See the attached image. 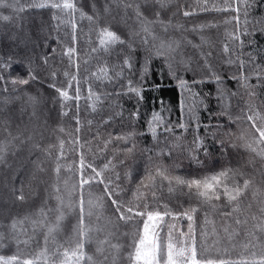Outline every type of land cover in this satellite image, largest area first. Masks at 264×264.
I'll return each mask as SVG.
<instances>
[{
  "label": "snow or ice",
  "instance_id": "1",
  "mask_svg": "<svg viewBox=\"0 0 264 264\" xmlns=\"http://www.w3.org/2000/svg\"><path fill=\"white\" fill-rule=\"evenodd\" d=\"M171 0H31L30 3L21 4L19 0H0V21L12 22L13 15L3 14V9H10L12 14L15 15L17 23L15 27L17 32H22L23 27L21 21L24 17L21 13L30 9L48 10L51 13L50 19L56 21L55 28L58 31L61 25L70 27V41L71 43L63 48L62 56L67 57L70 68H75V72L65 70L63 76L67 80L66 87H57L55 83H49L48 87L55 90L57 95L49 97V100H44L43 92L40 89L43 87L48 79L47 75L43 73L48 72L49 54L37 51L40 48L39 41L44 40V46L47 47V37L42 35L44 31V21L36 27L34 35L25 33L26 39H19L18 43H13L5 47L0 42V123L5 125L4 131L7 133L8 138L0 140V167L5 170L11 169L12 165L8 161V156H16L17 153L25 146H28V155L31 157L37 152H42L45 156L52 157V145L42 148L40 142L36 140V136H40L42 131L37 128H32L24 132L18 131L16 135H12L9 130L13 123L19 130L21 124L18 122L17 111L23 116L26 109L30 107L32 111L29 113L30 117L37 116V110L47 103L51 102L53 106L59 103L60 117L67 116L68 112L65 110L67 102L75 101L77 114L74 117L76 132L80 131V118H79V102L81 100V77L79 52L77 49L78 43V21L87 19L89 24L93 27L89 28L88 42L93 43L92 35L95 34L96 46L90 49L92 54L103 53L107 57H112L114 63L112 68H118L119 71L115 72V76L110 75L112 69L109 68L107 60L101 64L97 70L92 71L90 75L83 76V82L88 84L86 100L90 101L88 107L91 108L93 113H96L104 105L105 99L115 95L134 94L137 99V107L135 111L130 113L131 117L138 119L140 117L139 103L143 101V87L133 85L131 79L127 82L126 92H97L93 89L92 84L89 83L90 78L95 79L102 86L105 82L115 85L118 83L119 78H123L124 69L131 70L133 68L132 54L136 53L140 56V67L137 71L140 73L141 84L145 81L150 71V62L153 57L163 59L164 64L168 68V74L176 78L177 69L184 71H192L194 75H198L195 69L190 67L191 57L185 59L183 55L179 61H176V53L181 47V41L186 44H191L193 48L198 50L200 59L203 61L204 67L208 68V75L202 77L199 81L193 80V84L203 83L205 80L211 81L220 85L222 78L219 74L211 70V65L208 58L213 55L212 51H203V45H211V41L207 40L201 35L200 44H192L186 37L179 39L169 35L170 31L179 30L182 26L180 24H173L172 17L176 15L173 12L167 16L165 10L169 9ZM90 9L89 12L85 8ZM184 6L180 5L177 8L179 12ZM241 7L244 9L245 17L249 14L251 3L248 0H223V4L212 3L211 6L204 0L201 11H215L221 13H234L232 19L239 25ZM117 10V11H114ZM184 17L193 15V11H182ZM104 20L102 18H109ZM229 21L226 19L225 23ZM247 23V21H246ZM211 21L205 24H200V29L215 27ZM239 28L237 27V32ZM244 35H247L245 29ZM232 40H240L239 35L236 33L229 34ZM57 43H60L59 38ZM243 44V41H240ZM228 43L223 44V52L229 53ZM56 49H52L55 53ZM88 61H85L87 64ZM228 63H232L231 60ZM243 61H241V68ZM19 68L20 71L13 75L15 69ZM87 72V68H85ZM53 80L57 77V73L52 71L50 73ZM163 75V73H161ZM257 85H250L247 83L249 77L241 76L245 81L244 87L256 88L264 86V77L257 73ZM11 85V92H9L8 85ZM32 84L37 87L34 90H29ZM75 85L74 94H70V89ZM179 86L182 90H188V82L184 79L179 80ZM121 87H123L121 85ZM155 87H158L155 86ZM194 95H199L194 93ZM217 95L221 101L225 96V92L217 88ZM229 95H236L230 93ZM250 97L256 95L255 91L248 93ZM19 102L20 107L17 109L15 104ZM203 103V101H201ZM180 119L176 127L186 129L184 119V100L181 98L180 102ZM205 107H207L205 105ZM248 113L244 119L249 122L250 129L247 135L241 133L239 140L241 141L238 146L236 143H227L223 139L216 140V143L221 146L222 150H227L229 147L237 148L242 147L246 152L251 154L248 160V165L253 168V173L250 175L240 167V161H237L236 167L223 168L220 172H213L211 175L187 177L179 175H171L169 169L162 162L158 163L155 168V173L148 175L149 183H144V176L140 177V182L136 185V190L132 191V196L135 203L126 201V191L120 186L119 183L114 185L111 178L106 179L104 176L105 170L110 167L115 168L110 158L102 168L98 169L91 163H87L83 152L79 155V164L76 168L78 173V181L68 187V181L64 180V190L67 191V199L62 195V189L59 185L61 170L72 172L71 165H63L61 161L65 159V141H59V151L54 157V163L51 168L55 183L51 185L52 193L55 195L49 196L48 189L44 190V197L40 203L39 208L36 209L39 219H30L29 215L17 217L12 215V206L17 202L21 204H28V195L31 192L30 185L26 184L25 178L17 171H13L12 184L9 187L7 178H5L4 188L7 190L0 196V216L11 215L10 222L5 225L0 222V228L7 227L9 229L6 236L3 231H0V264H108L109 255H111V264H116L120 252L123 250L124 245L121 243H112L111 237L115 234L109 230L108 234L102 239L96 238L95 234L102 232L100 227H94L88 220L93 215V209H102L105 201L111 207L113 219H109L108 223L112 228H118L120 222L125 225L131 226L130 232H124L122 235L129 237L130 243L127 245L129 251L125 254V259L128 264H264V249L257 254L252 252L250 258H240L233 260L231 258H219L207 255L208 248L205 246L204 241L209 235L207 230L202 227L199 235L200 243L198 244L196 232V214L200 210L199 207H188L180 205L182 211L173 210L169 203H156L155 205L150 202L147 192L139 191L141 187L147 188L150 191L152 200H159L157 196L158 191L162 189L157 186V178L160 181H167L168 191L175 194L177 191L181 195H186L189 200L193 197L197 200L200 207L211 205L212 201H220L223 199L228 207V211H221V216H231L233 212L240 211V202L245 199L248 192H252L253 201L255 200L258 192L262 189H257L254 185L255 173L260 175V183L264 186V111H260L255 106L250 105L247 109ZM52 109H48L47 120L53 119L51 115ZM191 119L196 121L197 131L200 128L198 117L192 108H189ZM123 112H116L114 115L105 116L101 119V125H107L117 116H122ZM241 117H232L229 115V121L235 123ZM91 125L92 121H88ZM209 125H204L205 130L209 129ZM158 128H163V133H172L174 131L172 125L168 123L161 113L153 111L151 118L147 120L148 133L151 139L155 142L153 147L144 149L148 153V160L151 161V154L153 151L161 158L172 159L173 149L180 147L178 143H164L157 133ZM59 131L63 132L61 127ZM111 135V134H110ZM145 133H137L135 131L128 132L125 135H117L115 139L123 140L127 145L131 141L130 147L122 149L125 153H131L136 147L135 138L143 136ZM225 135L231 137L232 133L227 132ZM215 139L216 132H212ZM176 141L180 140L177 136ZM18 142V143H17ZM69 143L79 145L80 138L77 136L75 140ZM108 141H105V147ZM195 149L190 152V160L195 163H201L198 152L202 150L207 156L209 150L204 147V140L197 135L193 141ZM260 161V167H255V161ZM32 164L41 171L45 169L38 163L37 160H32ZM119 164H124L123 160L118 161ZM130 177V173H126ZM120 180V176L116 174V181ZM230 181V183H229ZM103 185L102 194L93 196L91 189L93 186ZM26 189L28 191L26 192ZM79 192L77 193V190ZM87 191V198H85V190ZM35 197L38 193L31 192ZM55 201V206H49V200ZM251 203V202H250ZM71 213H78L76 222L72 224L71 231L65 237L63 243H57L56 236L59 234L64 226V221L67 215ZM261 216L264 217V202L260 208ZM208 213H204V223L210 221L207 219ZM99 218V217H98ZM256 220V216H252ZM187 220V231L182 230L177 226V221ZM24 221H29L32 225V235L29 236L27 230L18 229V225L23 224ZM235 223L241 224L242 221L236 218ZM247 223V221H243ZM257 231L264 234V220L254 226ZM37 231L43 233V241L36 240L35 236ZM224 231L227 233L228 229ZM237 235L239 233H236ZM25 238L21 239V236ZM212 235H216L215 228L212 229ZM252 239L259 240L260 237L255 233L250 234ZM228 239H232V234H229ZM10 241L15 245L16 250L11 254H7ZM35 241L36 252L31 255L25 254L20 245L29 246ZM50 244L52 245L50 247ZM90 244L96 245V253L103 257L102 261H97L92 255L86 251V247ZM255 247V245H252ZM248 247V245H245ZM218 251V249H217ZM106 252L108 254H106Z\"/></svg>",
  "mask_w": 264,
  "mask_h": 264
},
{
  "label": "trees",
  "instance_id": "2",
  "mask_svg": "<svg viewBox=\"0 0 264 264\" xmlns=\"http://www.w3.org/2000/svg\"><path fill=\"white\" fill-rule=\"evenodd\" d=\"M21 4L30 3L31 0H19ZM83 2V0H81ZM251 3V8L248 10L247 17L244 15V9L241 7L239 25L232 19L234 13H221L215 11L204 12L201 11V7L204 0H171L169 9L165 10L167 19L168 15L173 12L176 13L172 17L173 24H180L182 27L179 30L170 31L169 35L174 38L186 37L192 44L201 43V35L207 40L211 41V45H203V51H212L213 55L208 58V62L211 65V70L219 74L222 78V83L217 85L214 82L205 80L203 83L193 84V80L199 81L202 77L208 75V68L204 67L202 59H200L198 50L193 48L191 44H186L181 41V47L177 51L176 61H179L181 55L185 59L191 57L190 67L195 69L198 75H194L192 71H184L177 69L176 78H173L168 74V68L164 64L163 59L153 57L150 62V71L143 84L140 81V73L137 69L140 67V56L136 53L132 54L133 68L131 70L125 68L123 78L118 79V83L115 85L105 82L102 86L95 79L90 78L89 83L97 92H126L127 82L132 80L133 85L137 87H143L144 99L139 103L140 117L138 119L131 117L130 113L135 111L137 107V99L134 94L111 96L104 101V105L96 113H93L91 108L88 107L90 101L85 98L87 96L88 84L83 82V76L90 75L92 71L103 64L105 60L108 62V66L112 71L110 75L115 76V72L119 71L118 68H112L114 60L112 57H107L103 53L92 54L90 49L96 46V37L93 33V43L88 42L89 28L93 27L89 24L87 19L78 21V43L77 49L79 52V63L81 77V100L79 102V118H80V131L76 132V125L74 117L77 114L76 102H67L66 111L67 116L60 117L59 103L55 106L51 102L42 106L37 110L36 117H30L29 113L32 111L28 107L23 114L20 115L17 111L18 122L21 124V128L18 130L16 123H13L10 127L12 135H16L18 131L24 132L27 135V130L37 128L42 131L43 138L36 136V140L40 142L41 147H47L52 145L51 152L52 157L45 156L42 152H37L31 157L28 155V146L25 145L16 156H12L11 153L8 156V161L12 165L11 169L5 170L0 167V196H2L7 190L4 188L5 178L9 187L12 184L13 171L19 172L21 176L25 178L26 184L30 185L31 192L38 193L35 197L29 192L28 204H21L17 202L12 206V215L17 217H23L29 215L30 219H39L36 209L39 208L40 203L44 197L45 188L48 189L49 196L55 195L52 193L51 185L55 183L54 176L51 168L54 163V157L59 151V141H65V159L61 163L65 166L71 165L72 172L61 170L59 185L62 189V195L67 199V191L64 190L63 181H68V187L71 188L73 183L78 181V173L76 168L79 164L80 152H83L86 162L93 164L98 169L102 168L105 163L111 158L115 168L110 167L105 170L104 176L106 179L111 178L114 182L119 183L120 186L126 191V201L135 203L132 196V191L136 190V185L140 182V177L144 176V183L148 184V175L151 173L154 175L155 168L158 163L162 162L169 169L171 175H179L187 177L189 175L202 176L211 175L213 172H220L223 168L236 167L237 161H240V167L250 175L253 173V168L248 165V160L251 158V154L246 152L242 147L231 148L222 150L221 146L216 143V140L223 139L227 143H236L238 146L241 141L239 135L241 133L249 132V122L244 117L249 114L247 109L250 105L255 106L260 111H264V86L252 88L244 87L245 81L241 79V76L249 77L247 83L250 85H257V73L264 77V0H248ZM209 6L212 3L223 4V0H207ZM183 5L184 7L177 12V8ZM193 11V15L184 17L182 11ZM3 14L13 15L12 22L0 21V42L5 47L10 44L18 43V40H14V37L19 39H26L25 33L34 35L36 27L40 21H44V31L42 35L47 37V47L44 46V40L39 41L40 48L37 51L41 53H48L49 65L48 72L43 73L48 76L47 81L40 89L43 92L44 100H49V97L57 95L55 90L48 87L49 83H55L57 87H66L67 80L63 76L65 70L75 72V68H70L67 57L62 56L63 48L71 43L70 41V27L67 25H61L57 31L55 28L56 21L50 19L51 13L48 10L30 9L20 15L24 17L21 21L23 31L17 32L15 24L17 23L16 17L12 14L10 9H3ZM86 12L90 9L85 8ZM114 11H117L114 9ZM228 23H225V20ZM104 20L109 18H102ZM211 21L215 27L200 29V24H205ZM247 21V23H246ZM237 27L239 31L237 32ZM245 29L248 34L244 35ZM231 33L239 35L240 40H232L229 36ZM59 38L60 43H57ZM243 41V44L240 43ZM228 43L229 53L223 52V44ZM55 48L56 52L52 53V49ZM231 60L232 63H228ZM85 61H88L85 64ZM241 61H243V67L241 68ZM87 68V72H85ZM20 71L19 68L15 69L13 75ZM55 71L57 77L55 80L51 77L50 73ZM163 73V75H161ZM184 79L188 82V90H182L179 86V80ZM121 85L123 87H121ZM158 87H155L157 86ZM11 85H8L9 92H11ZM39 87L36 84H32L29 90H34ZM222 89L225 92L223 101H221L217 95V88ZM75 85L70 89V94H74ZM255 91L256 95L250 97L248 93ZM236 93V95H229L230 93ZM198 93L199 95H194ZM3 95V93H0ZM184 100V119L187 125L186 129L176 127L180 119V100ZM203 101V103H201ZM205 105L207 107H205ZM15 107L19 109L20 104L17 102ZM189 108H192L198 117L200 128L197 131L196 121L191 119V113ZM48 109H52L51 115L53 119L47 120ZM123 112L122 116L114 117L109 124L101 125L100 121L105 116L114 115L116 112ZM161 113L165 120L170 123L174 129L172 133H163V128H158L157 133L160 136L162 142L172 144L178 143L180 147L173 149L172 159H165L157 156L155 152L151 154V161L148 160V153L144 151L147 147H153L155 142L151 139L150 133L147 129V120L151 118L152 112ZM229 115L234 117H241V119L235 123L229 121ZM2 118V114H0ZM88 121H92L89 125ZM204 125H209V129L206 131ZM63 127L64 131L59 129ZM5 125L0 123V140L7 139V133L4 131ZM135 131L137 133H145L143 136H137L135 138L136 147L131 153H125L122 151L126 146H131V141L126 145L123 140H117V135H125L128 132ZM216 132L215 139L212 136V132ZM231 132L229 137L225 133ZM111 134V135H110ZM199 135L204 140V147L209 150V154L206 156L202 150L198 152L201 163H195L190 160V152L195 149L193 143L195 137ZM79 136L80 144H83L81 149L79 145L69 143V141L75 140ZM179 136L180 140L176 141V137ZM105 141H108L105 147ZM18 143V142H17ZM32 160H37L41 163V166L45 171L41 172L36 165L32 164ZM123 160L124 164H119L118 161ZM255 167H260V161H255ZM119 174L120 180L116 181V174ZM126 173H130V177L126 176ZM260 175L255 173L254 185L257 189H262L258 192L255 200L253 201L252 192L249 191L245 199L240 202V211L233 212L231 216H221V211H228V207L223 199L220 201H212L211 205L200 207L195 197L189 200L186 195H181L179 191L175 194H171L168 191L167 181H160L157 178V186L162 191L157 192L159 200H152L149 189L141 187L139 191L147 192L149 200L154 205L158 202L169 203L173 210L182 211L180 205L188 207L189 203L193 207H199L200 210L196 214V232L198 244L200 243L199 235L202 227L207 230L209 235L206 237L204 244L208 248L207 255L219 258H231L237 260L240 258H250L252 252L259 254L264 249V234H261L254 227L264 220L261 216L260 208L262 202H264V186L260 183ZM230 183V181H229ZM103 185H94L91 189L93 196L102 194ZM28 189H26V192ZM87 189L85 190V198H87ZM79 189L77 190V193ZM251 202V203H250ZM49 206L54 207L55 201L49 200ZM208 213L209 223H204V213ZM256 216V220L252 219V216ZM78 213H71L66 216L64 226L59 234L56 236L57 243H63L65 237L71 231L72 224L76 222ZM99 217V218H98ZM113 219L111 207L105 201L102 209H93V215L88 220L94 227H100L102 232L96 233L95 236L98 239H102L108 234L109 230L115 234L111 237L112 243H121L124 245L123 250L120 252L116 264H128L125 259V254L129 251L127 245L130 243V239L127 236L122 235L124 232H130L131 226L125 225L120 222L118 228H112L108 223L109 219ZM236 218H239L242 223L237 225L235 223ZM11 220V215L5 217L0 216V222L7 225ZM247 223H243V221ZM187 220L177 221V226L184 231H187ZM215 228L216 235H212V229ZM227 228L226 233L224 229ZM18 229L27 230L29 236L32 233V225L29 221H24L23 224L18 225ZM5 235H8L9 229L7 227L0 228ZM236 233H239L238 235ZM251 233H255L260 237L259 240L252 239ZM232 234V239L229 240L228 236ZM21 239L25 238L23 235ZM36 240L43 241V233L37 231ZM9 244V251L7 254H11L16 250L14 244L10 241H6ZM248 245V247H245ZM252 245H255L253 247ZM52 245L50 244V247ZM21 250L27 254H34L37 250L35 241L29 246L23 244L20 245ZM96 245L90 244L86 247V251L94 257L97 261H102L103 257L96 253ZM218 249V251H217ZM106 254H108L106 252ZM108 264H111V255H109Z\"/></svg>",
  "mask_w": 264,
  "mask_h": 264
}]
</instances>
